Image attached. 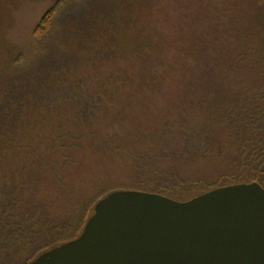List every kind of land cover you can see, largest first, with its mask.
Instances as JSON below:
<instances>
[{
  "label": "trees",
  "instance_id": "16d2710c",
  "mask_svg": "<svg viewBox=\"0 0 264 264\" xmlns=\"http://www.w3.org/2000/svg\"><path fill=\"white\" fill-rule=\"evenodd\" d=\"M133 1L108 0L107 8L99 14L74 17L70 35L55 40L52 32L62 8V1L55 0L31 29L30 37L44 48L39 50L42 57L33 62L30 57L23 58L22 53L15 56L14 48L4 46L3 37L0 40V264H30L42 253L77 238L95 205L116 190L158 193L185 201L224 185L254 182L264 188V0H250L246 16L248 34L236 38L238 48L234 56L219 54L227 59L218 63L219 95L208 107L206 124L197 122V127L179 132L164 130L156 135L154 143L158 153L144 154L143 158L133 155L128 167V183L109 180L92 185L90 182L87 189L83 188L82 197L70 196L68 201L64 200V209L58 208L57 199L48 202V198L40 194L42 189L47 190L50 182L48 175L41 171L54 170V167H46L44 156L54 152L64 135L54 132L48 133L49 137L41 135L38 145L45 147L43 156L37 147H31L29 142L23 145L20 140L22 126L26 124L47 128L50 119L71 112L77 142L67 145L68 149L79 148L78 142L90 128L88 135L92 140L84 142L89 147L87 155L94 153L104 162L113 160L114 165H118L114 154L120 151V144L129 139L120 131L111 136L96 134L94 127L101 104L112 101L115 91L119 92L113 88L116 81L112 80L110 72L102 82L87 83V66L93 67L90 75L97 69L96 74L102 80L107 63L121 50L123 60H132L131 65L137 64L142 69L139 86L149 84L146 81L158 76L155 62L145 64L148 56L143 54L150 48L149 40L128 50L118 46L117 27L113 22L119 10L128 15ZM44 41L48 45H44ZM52 44L61 47L60 58L50 56V50H54ZM123 80L124 77L119 84H123ZM125 92L126 97L131 96V91ZM120 110L118 114L122 118L125 111ZM173 152L182 154L186 164L219 158L221 165L218 163L217 168L221 173L214 180L182 177L174 169L160 164ZM61 156L70 158V154Z\"/></svg>",
  "mask_w": 264,
  "mask_h": 264
},
{
  "label": "rangeland",
  "instance_id": "374dc122",
  "mask_svg": "<svg viewBox=\"0 0 264 264\" xmlns=\"http://www.w3.org/2000/svg\"><path fill=\"white\" fill-rule=\"evenodd\" d=\"M54 1L0 0V40L4 38V46H12L14 55L22 53L23 58L30 57V62L42 57L41 51L44 48L34 42L30 33L41 13ZM61 1L62 8L57 14L52 32L55 40L70 35L74 17L99 14L107 8L108 0ZM249 2L250 0H134L128 9V15L125 16L124 10H119L113 22L117 27L118 46H125L128 50L141 44V41L144 43L149 40L150 48L143 54L148 56L145 64L155 62L158 76L146 81L149 84L139 86L142 69L137 64L131 65L132 60H123L121 50L106 62L107 72L103 74L105 78L102 80L96 74L97 69L90 75L93 67L87 66V83L94 85L102 82L110 72L112 80L116 81L113 88L119 92L115 91L112 101L101 104L94 127L96 134L111 136L122 132L129 139V142H122V150L114 154L117 166L113 160L104 162L97 154L87 155L89 147L84 142L90 143L92 140V136L88 135L92 131L90 128L85 130L84 135L77 131L83 137L78 142L79 148L74 147L71 151L68 149L67 145L77 142L74 140L77 134L70 121V116L73 115L71 112H66L60 118L50 119L47 128L34 127L36 125L33 124L22 126L20 140L23 145L29 142L31 147L38 148L40 154L45 148L38 145L41 135L43 138L49 137L50 132L64 135L54 152L45 156L42 154L46 167H54V170L46 168L41 171L43 175H48L50 182L47 183V190L42 189L40 194L48 198V202L53 201V198L57 199L58 208L64 209L65 201L70 196L82 197L83 188L87 189L90 182L104 184L113 180L115 183H128V167L132 156L143 158L144 154L154 156L158 153V147L154 143L156 135L164 130L179 132L197 127V122L206 124L210 111L208 107L219 95L218 63L227 59L219 54L226 53L231 57L237 53L236 38H241L248 26L246 16ZM48 38L50 41L51 38ZM43 44L48 45V42L44 41ZM52 45L54 50H50V56L60 58L61 47ZM102 73L99 71V74ZM123 77V84H119L118 81ZM124 91H131V96L126 97ZM99 92L102 94L103 91ZM122 108L125 114L122 113L124 117L121 118L118 111ZM129 136L140 139L132 141ZM62 144L65 146L61 147ZM61 154H70V158L66 159ZM170 156L160 162L161 166L174 169L182 177L214 180L221 173L217 168V164L221 163L219 158L186 164L182 154L173 152Z\"/></svg>",
  "mask_w": 264,
  "mask_h": 264
},
{
  "label": "water",
  "instance_id": "95a60500",
  "mask_svg": "<svg viewBox=\"0 0 264 264\" xmlns=\"http://www.w3.org/2000/svg\"><path fill=\"white\" fill-rule=\"evenodd\" d=\"M30 264H264V188H214L179 201L116 190L80 235Z\"/></svg>",
  "mask_w": 264,
  "mask_h": 264
}]
</instances>
